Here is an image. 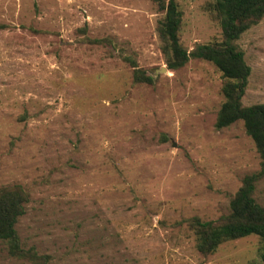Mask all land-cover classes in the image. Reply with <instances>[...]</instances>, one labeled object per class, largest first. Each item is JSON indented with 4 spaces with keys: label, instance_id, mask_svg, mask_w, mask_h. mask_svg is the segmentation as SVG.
<instances>
[{
    "label": "rangeland",
    "instance_id": "obj_1",
    "mask_svg": "<svg viewBox=\"0 0 264 264\" xmlns=\"http://www.w3.org/2000/svg\"><path fill=\"white\" fill-rule=\"evenodd\" d=\"M177 1L189 51L222 41L214 0ZM164 15L152 0H0V187L28 192L18 230L45 264H264L258 236L204 256L186 222L229 214L260 172L264 206V167L243 121L216 129V66L168 69ZM238 44L252 68L243 103L262 104L264 19ZM123 56L154 83H135ZM0 264L33 263L0 240Z\"/></svg>",
    "mask_w": 264,
    "mask_h": 264
},
{
    "label": "trees",
    "instance_id": "obj_2",
    "mask_svg": "<svg viewBox=\"0 0 264 264\" xmlns=\"http://www.w3.org/2000/svg\"><path fill=\"white\" fill-rule=\"evenodd\" d=\"M165 12L157 30L169 70L184 67L191 59L211 62L222 73L224 102L218 112L216 129L222 130L243 121L253 139L264 167V103L247 106L243 98L249 85L252 68L238 41L242 35L264 19V0H214L211 11L219 21L223 39L196 45L189 51L181 42L183 13L177 0H152ZM104 39L92 40L101 44ZM131 63L135 83L153 84L154 78L139 68L131 56H123ZM262 173L247 175L241 188L230 202V212L218 220L204 221L193 217L186 222L196 235V246L204 256L217 251L224 243L256 235L262 240L260 257L264 262V206L255 198ZM30 196L20 184L0 187V240L11 255L33 264H45L49 256L40 255L34 248L26 249L19 234L20 219L26 214Z\"/></svg>",
    "mask_w": 264,
    "mask_h": 264
}]
</instances>
